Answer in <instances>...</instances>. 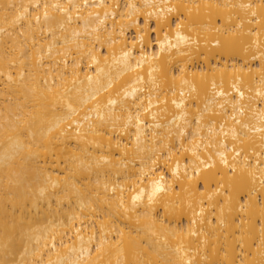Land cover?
I'll list each match as a JSON object with an SVG mask.
<instances>
[{
	"label": "bare ground",
	"instance_id": "1",
	"mask_svg": "<svg viewBox=\"0 0 264 264\" xmlns=\"http://www.w3.org/2000/svg\"><path fill=\"white\" fill-rule=\"evenodd\" d=\"M0 264H264V0H0Z\"/></svg>",
	"mask_w": 264,
	"mask_h": 264
}]
</instances>
